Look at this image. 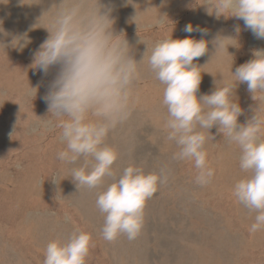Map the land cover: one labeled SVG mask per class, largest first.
<instances>
[{
	"label": "rangeland",
	"instance_id": "obj_1",
	"mask_svg": "<svg viewBox=\"0 0 264 264\" xmlns=\"http://www.w3.org/2000/svg\"><path fill=\"white\" fill-rule=\"evenodd\" d=\"M59 3L0 0V43L10 45L24 33L31 41L22 50L0 47V264H43L46 245L66 241L76 230L92 236L87 264H264V231L250 233L254 214L232 195L234 183L244 175L238 148L216 127L210 129L214 140L209 136L205 149L215 176L207 186L195 184L194 163L172 158L178 149L166 140L163 85L149 69L147 57L134 85L131 117L109 134L106 144L119 153L118 173L129 165L153 173L167 168L169 182L148 200L136 240L121 236L109 243L102 238L104 217L95 201L112 181L106 178L99 189L78 190L71 178L73 166L57 159L65 145L59 129L47 123L52 115L43 99L58 68L45 75L31 67L34 52L49 35L43 28L48 17L39 19ZM211 3L101 0L113 9L114 29L117 34L123 31L137 62L147 47L150 52L156 42L170 37L208 41V52L194 61L202 72L198 98L211 94L222 79L234 82L231 71L253 59L254 50H264V40L245 29L243 20L209 15L206 7L211 10ZM188 24L206 29L207 35L186 33ZM218 36L237 41L226 40L215 54ZM234 95L243 109L238 122L244 124L254 115L257 102L246 83L238 84Z\"/></svg>",
	"mask_w": 264,
	"mask_h": 264
},
{
	"label": "clouds",
	"instance_id": "obj_2",
	"mask_svg": "<svg viewBox=\"0 0 264 264\" xmlns=\"http://www.w3.org/2000/svg\"><path fill=\"white\" fill-rule=\"evenodd\" d=\"M206 9L217 19L243 20L245 29L264 40V0H212L211 10ZM112 11L101 0H60L39 19L48 17L43 28L49 35L34 52L31 65L45 75L58 68L43 99L52 115L47 123L59 129V140L65 145L57 159L73 166L71 178L78 190L99 189L106 178L112 181L98 192L95 201L104 217L102 238L109 243L121 236L136 240L143 229L148 200L169 182L167 168L153 173L129 165L118 173L119 153L106 144L109 134L131 117L134 85L145 57L155 79L163 85L166 140L178 149L173 160L194 163L195 184L204 187L211 183L215 170L209 165L205 145L209 136L214 140L209 130L216 127L239 150L238 166L244 175L234 183L232 195L254 214L250 233L264 231V103L258 102L264 101V50H254L253 59L237 67L235 73L231 71L234 82L222 79L211 94L198 98L202 72L194 61L208 52V41L170 37L156 42L150 52L147 47L137 62L123 31L117 34L114 29ZM184 31L207 35L206 29L191 24ZM240 31L236 26L237 35ZM226 40L237 41L218 36L215 54ZM30 42L24 33L0 47L22 50ZM242 83L258 105L244 124L238 122L243 109L234 102V90ZM93 247L91 234L76 230L66 241L53 240L46 245L43 264H87Z\"/></svg>",
	"mask_w": 264,
	"mask_h": 264
}]
</instances>
